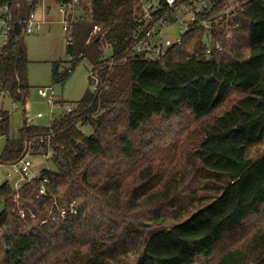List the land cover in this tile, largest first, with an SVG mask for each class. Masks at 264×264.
<instances>
[{"label": "trees", "instance_id": "1", "mask_svg": "<svg viewBox=\"0 0 264 264\" xmlns=\"http://www.w3.org/2000/svg\"><path fill=\"white\" fill-rule=\"evenodd\" d=\"M40 1L0 0V17L12 16L1 81L23 106L31 90L24 30ZM141 1L56 0L79 17L70 59L53 62L52 82L64 85L87 59L99 84L49 126L25 119L14 140L3 111L0 165L51 152L57 170H42L19 193L8 176L0 185V264H264V150L253 153L264 143V0L231 4L239 26L229 41L225 29L200 25L157 61L133 52ZM208 1L225 12L231 3ZM218 42L223 50L207 53ZM233 91L238 98L219 113ZM187 105L199 122L186 134L197 139L184 160L192 174L166 168L153 125ZM72 205L77 212L62 217L59 207Z\"/></svg>", "mask_w": 264, "mask_h": 264}, {"label": "rangeland", "instance_id": "2", "mask_svg": "<svg viewBox=\"0 0 264 264\" xmlns=\"http://www.w3.org/2000/svg\"><path fill=\"white\" fill-rule=\"evenodd\" d=\"M230 2L228 8L232 7V9H235L236 6L233 7L231 5L235 4V0H230ZM70 12L72 11L68 10V14ZM36 15L42 21L41 30L27 34L24 37L30 60L27 66V74L31 90L27 104L23 106L21 103H15L10 95H7L5 101V109L9 111L10 115L9 136L12 140L19 137L20 128L25 119L34 118L33 125L49 126L55 119H59L65 113L74 110L87 89L95 90L97 87V80H94L93 74L91 75L92 63L87 59L79 64L64 85L52 82L53 62L70 59L67 54L68 33L65 28V13L60 11V5L56 0H41ZM75 16L79 17V13H76ZM225 31L226 40L229 41L228 37L231 34V28L226 25ZM182 33L178 24H174L166 30V36L172 40L180 37ZM2 41L3 39L0 40V43ZM111 55L112 50L108 48L105 51V57L109 58ZM64 65L67 66L69 63L65 62ZM52 96L54 101L50 102L49 100ZM238 96V92H231L219 113ZM69 107L72 110H69ZM38 113H42L44 116L39 118L37 117ZM198 124L199 122L194 120L192 109L189 105L183 107L181 115L176 114L171 117L163 116L155 119L153 125L160 128V135L162 136L160 142L165 147L159 157L163 159L162 162H164L166 168H176L178 166L182 172L187 170L191 174L193 173L194 169L188 164L186 166L184 160H186L187 153L197 144V139L188 141L186 134L188 131L191 132L192 128ZM80 128L88 136L94 131L93 126L89 124L80 125ZM197 135L198 133L196 132L195 136ZM6 141L5 137L0 138V151L4 148ZM257 149L264 150V143L253 149L254 154L257 153ZM29 158L33 163L31 178L39 176L41 171L45 169L57 170L52 160H48L40 154L31 153ZM11 169V167L0 168V185L8 179L7 171ZM4 208L5 199L0 196V213Z\"/></svg>", "mask_w": 264, "mask_h": 264}, {"label": "built area", "instance_id": "3", "mask_svg": "<svg viewBox=\"0 0 264 264\" xmlns=\"http://www.w3.org/2000/svg\"><path fill=\"white\" fill-rule=\"evenodd\" d=\"M76 2V0H75ZM219 3L216 1L215 5L213 2L208 0H197L192 1L189 4H179V0H142L141 9H140V18H139V27L134 34V47L133 52L135 55H138L146 60L157 61L165 57L170 50L177 45H181L183 42L184 35L191 29L197 28L200 25H203L207 31L216 30L222 31L225 29L226 25L231 28V34L228 37V40L232 38L233 31L239 26L235 22L234 17L236 16L235 11L231 7L228 8V11L217 10L216 5ZM226 6H229L226 5ZM216 7V8H215ZM223 9V8H221ZM226 9V8H225ZM68 10L72 11L68 14ZM8 6L4 7L3 12H8ZM60 11L65 13V28L68 33L67 40L72 41L71 36V25L72 22L78 18L74 14L75 8L60 6ZM216 12V13H215ZM216 15H214V14ZM213 15L214 19L208 17ZM12 20L11 14H6L0 17V40L3 39L0 43V51L3 45L7 44L9 41V32L11 29L10 22ZM178 24L182 34L180 37L172 40L166 36V30L168 27ZM42 21L37 18L36 13L31 15V18L27 22V27L24 30V34L34 33L41 30ZM99 28L98 25H95V29ZM218 49L219 51L223 50L222 45L218 42L214 45L210 44L207 53L212 52L213 48ZM127 60V57L123 58H112L110 64L118 63L121 61ZM94 80H97V87L99 84V74L97 71H92ZM95 89V90H96ZM9 95V91L3 87L1 81V68H0V118L5 110V101L6 97ZM50 102L54 101L52 96L49 100ZM69 110H72L69 107ZM44 115L38 113L37 117L41 118ZM34 118H28L27 123L31 125ZM50 135H53L51 133ZM51 137H48V140ZM43 139V138H42ZM52 155L50 152L45 158H49ZM32 161L29 158V155H26L17 163L13 164H3L0 167H11L12 169L7 172V176L12 179L14 182V188L19 193L20 189L24 186L25 182L33 178H38L39 176L30 177L32 172ZM47 182L48 180L45 179ZM41 194L46 193L45 188L41 189ZM19 194L16 195V200L18 201ZM55 204H58L55 202ZM60 214L62 217H66L69 213H76L77 210L74 209L73 205L70 207V210L66 208L59 207ZM21 216L25 217L26 213L22 210ZM34 216V215H33Z\"/></svg>", "mask_w": 264, "mask_h": 264}]
</instances>
